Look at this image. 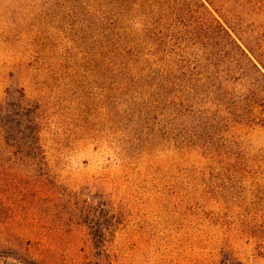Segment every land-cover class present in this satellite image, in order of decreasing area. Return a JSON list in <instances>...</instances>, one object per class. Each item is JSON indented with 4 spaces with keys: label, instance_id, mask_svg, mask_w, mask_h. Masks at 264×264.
I'll use <instances>...</instances> for the list:
<instances>
[{
    "label": "rangeland",
    "instance_id": "rangeland-1",
    "mask_svg": "<svg viewBox=\"0 0 264 264\" xmlns=\"http://www.w3.org/2000/svg\"><path fill=\"white\" fill-rule=\"evenodd\" d=\"M243 15L264 60V21ZM85 21L62 0H0V104L39 107L45 151L17 160L0 131V264L21 260L7 248L41 264H264V125L239 138L247 162L133 142ZM94 210L113 228L102 253Z\"/></svg>",
    "mask_w": 264,
    "mask_h": 264
},
{
    "label": "trees",
    "instance_id": "trees-1",
    "mask_svg": "<svg viewBox=\"0 0 264 264\" xmlns=\"http://www.w3.org/2000/svg\"><path fill=\"white\" fill-rule=\"evenodd\" d=\"M62 2L95 29L100 55L112 63L117 115L128 122L133 142L247 162L239 138L264 125V60L248 41L243 11L264 21V0ZM40 126L39 107L24 93L0 104L3 144L17 160H44ZM84 216L95 250L104 252L113 228L96 210ZM6 250L20 257L15 264H41Z\"/></svg>",
    "mask_w": 264,
    "mask_h": 264
}]
</instances>
